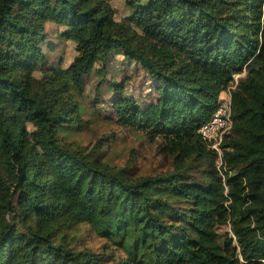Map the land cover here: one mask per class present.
Returning a JSON list of instances; mask_svg holds the SVG:
<instances>
[{
    "label": "trees",
    "instance_id": "16d2710c",
    "mask_svg": "<svg viewBox=\"0 0 264 264\" xmlns=\"http://www.w3.org/2000/svg\"><path fill=\"white\" fill-rule=\"evenodd\" d=\"M125 2L0 0V264H264V0ZM50 22L75 55L35 77ZM240 73L218 153L198 129ZM95 124L166 161L118 165Z\"/></svg>",
    "mask_w": 264,
    "mask_h": 264
},
{
    "label": "rangeland",
    "instance_id": "374dc122",
    "mask_svg": "<svg viewBox=\"0 0 264 264\" xmlns=\"http://www.w3.org/2000/svg\"><path fill=\"white\" fill-rule=\"evenodd\" d=\"M111 3L117 19L124 18L128 14L129 10L125 0H111ZM46 29L48 37L44 42L40 43L39 49L32 55L37 66L34 73L35 77L40 75L42 68L58 69L66 66L75 55L74 43L58 35V27L54 23H48ZM118 58H121V56ZM122 65L123 64L120 63L119 65L118 63L117 67ZM130 68L131 67L126 66V68L120 69L118 71V77L123 78L126 74L130 75L132 81L127 83V90L132 91V93L139 98L142 91H148L150 89L147 88L148 84L144 83V79L139 75L140 72H132ZM242 75H244V73L236 74L231 86H234L238 77ZM89 89L90 85L88 84L85 91L88 92ZM231 89L228 88L222 97H226L229 93L228 91ZM147 97V94L143 95V99L141 98V100L147 99ZM106 110L107 111L100 107L101 114L105 113L111 116L112 111H110V109ZM96 125L97 124L93 125L91 129L84 132L81 138L85 141L90 139L94 140L102 130L106 129V131H108L110 129H115L118 133V141L110 149V156H108L111 158V161L116 162L118 165H121L127 160L130 162V166L139 173H147L152 169L159 168L166 161L164 160L165 157L163 152L160 151V148L163 146L161 137H156L153 141L149 140L146 133L139 130L125 129L113 124L101 127H97ZM85 243L94 248L100 244V241L98 238L96 239L86 235Z\"/></svg>",
    "mask_w": 264,
    "mask_h": 264
},
{
    "label": "built area",
    "instance_id": "2783aa9c",
    "mask_svg": "<svg viewBox=\"0 0 264 264\" xmlns=\"http://www.w3.org/2000/svg\"><path fill=\"white\" fill-rule=\"evenodd\" d=\"M233 87L230 86L229 89ZM231 123L230 93H228L226 97L221 98L210 118L201 124L198 131L201 137L219 153L223 134L229 130Z\"/></svg>",
    "mask_w": 264,
    "mask_h": 264
}]
</instances>
